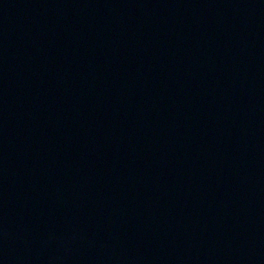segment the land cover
Instances as JSON below:
<instances>
[{
  "label": "water",
  "instance_id": "95a60500",
  "mask_svg": "<svg viewBox=\"0 0 264 264\" xmlns=\"http://www.w3.org/2000/svg\"><path fill=\"white\" fill-rule=\"evenodd\" d=\"M0 264H264V0H0Z\"/></svg>",
  "mask_w": 264,
  "mask_h": 264
}]
</instances>
